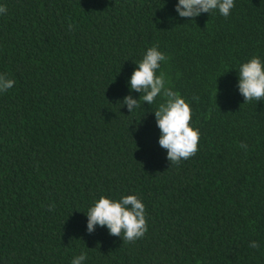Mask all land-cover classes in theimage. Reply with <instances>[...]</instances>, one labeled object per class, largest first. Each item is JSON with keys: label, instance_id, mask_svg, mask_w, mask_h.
Here are the masks:
<instances>
[{"label": "trees", "instance_id": "trees-1", "mask_svg": "<svg viewBox=\"0 0 264 264\" xmlns=\"http://www.w3.org/2000/svg\"><path fill=\"white\" fill-rule=\"evenodd\" d=\"M177 3L0 0V77L14 81L0 91V264L82 251L84 264H264V101L238 88L242 63L264 66V0L194 19ZM154 45L200 131L178 164L159 145L163 97L149 105L129 85ZM129 94L141 95L130 113ZM130 194L146 208L142 237L87 231L101 196Z\"/></svg>", "mask_w": 264, "mask_h": 264}, {"label": "clouds", "instance_id": "clouds-1", "mask_svg": "<svg viewBox=\"0 0 264 264\" xmlns=\"http://www.w3.org/2000/svg\"><path fill=\"white\" fill-rule=\"evenodd\" d=\"M234 0H178L175 10L180 17L194 19L201 13H210L218 10L225 17L230 14L234 7ZM7 11L0 5V14ZM167 57L152 46L147 49L142 60L137 64L131 74L130 89L143 94L142 101L151 105L154 100L161 96L164 102L160 103L154 111L157 127L160 129L159 145L167 150V159L171 163H179L181 159L187 160L197 152L200 139L199 128L190 126L192 109L189 103L168 84L166 74L161 72L157 75L160 63ZM14 84L12 80L0 77V91H7ZM238 88L244 97V102L255 100L264 101V66L258 56L251 57L247 62L240 65ZM217 93L215 86L214 99ZM130 94L123 98L122 104L127 106L129 113L140 106V100ZM241 147L247 145L241 143ZM87 231L92 233L96 225L106 226L109 234L120 236L123 230V240L134 242L142 237L147 231L146 208L144 203L135 194L114 200L101 196L87 212ZM250 247L258 248L256 241L250 243ZM86 252L74 256L71 264H84Z\"/></svg>", "mask_w": 264, "mask_h": 264}]
</instances>
